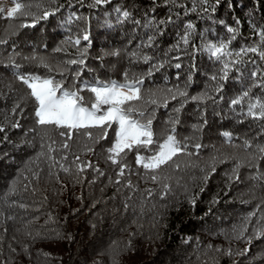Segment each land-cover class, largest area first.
<instances>
[{"label": "trees", "instance_id": "16d2710c", "mask_svg": "<svg viewBox=\"0 0 264 264\" xmlns=\"http://www.w3.org/2000/svg\"><path fill=\"white\" fill-rule=\"evenodd\" d=\"M35 2L40 5L34 9L36 15L54 7L60 10L35 27H18L30 24L31 18L9 21L0 17V39L8 40L0 45V125L5 128L0 133V264H264V236L258 238L256 232L264 231V155L257 148L264 145V124L245 115L249 102L264 99V87H260L264 60L249 52L218 61L204 49L209 41L229 40L227 25L238 28L229 51L249 46L264 51L258 34L264 29V0H220L215 12L210 6L216 0H208L207 13L199 6L195 12H185L165 5L164 0H112L94 8L88 7L93 0H83V4L78 0ZM176 3L192 7V0ZM169 17L170 22L160 23ZM189 23L194 28L189 43L184 44L180 38ZM10 25L15 35L6 31ZM85 32L89 41L74 44ZM84 49L87 52L80 57ZM113 51L119 55H105ZM10 56L21 65L19 69L5 67L11 64ZM32 56L44 58L53 68L83 58L82 66H66L68 84L75 71L81 73L76 83L91 84L123 81L125 72L129 78L139 77L163 64L145 79L143 89H172L173 93L179 89L187 96L172 100L171 94L164 93L168 104L163 106L161 101L155 109L153 131L162 142L173 127L168 121L178 119L171 134L187 145L186 151L154 173L137 165L135 152H129L122 159L128 167L117 183L119 167L107 160L105 151L111 146L113 129H109V140L94 146V154L85 153V145L93 147L92 141L81 132L68 141V149L62 148L64 138L59 130L36 125L32 103L21 102L24 111L12 112L25 94V86L14 73L50 74L37 67L39 59H24ZM144 56L150 58L147 63ZM237 60L243 62L233 63ZM225 63L229 64L228 75L221 79ZM254 71L256 77L251 75ZM51 75L61 78L55 72ZM245 91L250 95L233 105L231 101ZM201 94L200 100L192 99ZM177 108L179 112L174 111ZM17 121L20 127L13 128ZM224 132L231 135L224 137ZM245 139L251 142L247 149ZM197 143L200 149L193 147ZM50 144L52 152L48 151ZM141 155L149 156L151 151L142 150ZM76 156L81 165L90 162L93 168L78 173L73 164ZM61 164L69 171H63ZM213 164L216 171L205 183L202 178ZM237 164L240 167L233 173ZM13 181L15 192H10ZM164 184L170 189L162 199ZM193 197L194 205L189 203ZM249 213L255 215L246 219ZM245 248L249 251L239 255ZM229 249L232 255L227 254Z\"/></svg>", "mask_w": 264, "mask_h": 264}, {"label": "snow or ice", "instance_id": "6c2138e0", "mask_svg": "<svg viewBox=\"0 0 264 264\" xmlns=\"http://www.w3.org/2000/svg\"><path fill=\"white\" fill-rule=\"evenodd\" d=\"M56 0H52V3L55 4ZM79 3L83 4V0H78ZM112 0H93L88 7L94 8L102 4H110ZM155 3V0H154ZM220 3V0H216L215 4L210 6L211 11L215 12L216 6ZM165 5H174L176 7L184 8L185 12H195L199 6L200 11L207 13L209 11L208 0H192V7L185 8L182 4H177L176 0H164ZM39 4L35 0H25V2H18V0H12V6L5 9L0 5V17L9 21H27L28 18H31V23H20L19 28L25 27H35L36 23L39 20H46L50 16H53L60 10L59 7H54L51 10L45 9L41 15H36L34 9H38ZM62 7V5L60 6ZM117 11H120V8L117 7ZM75 15V14H73ZM125 17L129 16L127 11L123 12ZM80 19V17H76ZM71 19V17H70ZM171 17L168 18V21H160L161 24L170 22ZM139 23V21H137ZM151 23V22H150ZM221 24H224L223 21H220ZM240 21L237 20L236 24L239 25ZM227 33L231 34L227 42L223 39L218 42L209 41L204 45V49L212 56L215 57L218 61L222 60L225 56L235 55L240 57L241 54L254 53L257 54L261 60H264V51H261L257 46H249L246 48H241L239 52H231L228 50L229 45L232 40L236 39L238 34V28L231 26H225ZM194 28V25L189 23L185 26V33L180 38L184 44L189 43V36L191 30ZM10 35H15L16 32L10 29ZM255 31V29H254ZM259 36L264 45V29L259 31ZM203 36V33L200 34ZM81 39L84 41H89V36L85 32L82 37L75 39L74 44L79 45ZM151 37L149 40L151 41ZM7 39H0V45L7 44ZM180 41L177 42L179 44ZM64 49L56 48L54 51H63ZM87 49H84L80 52V57H84ZM105 55L117 56L119 52H109ZM132 55H136L133 53ZM102 58V57H101ZM25 60H37L39 59V64L37 67H43L48 70L50 73L47 76L36 75L32 72L20 73L15 72V78L22 85L25 86V94L21 96L20 100L17 101L13 108L12 112L16 113L18 110L22 113L24 108L21 107V102L27 104L32 103L34 108V117L35 123L41 128L53 127L59 130L60 137L64 138V142L61 145L62 148L68 149V141L72 140L74 135H79L81 132L83 135L90 141L93 142V147H88L85 145V153L95 152V145L99 144L101 141H107L110 139L109 129H113L114 137H111V146L105 149L107 153V160L111 161L113 165L119 167V172L117 173V183H119V177L124 174V169L128 167L126 164L122 163V159L127 156L129 152H135V162L137 165H142L146 170H151L153 173L160 170L162 167H166L168 164L172 163L174 158L180 154H183L187 145L182 144L175 137V125L179 122L178 119L170 120L168 123L173 125L169 134H166L162 138V142L158 141L156 135L153 131V121L155 119V109L161 106V101L163 106L168 104V96L164 93L171 94V99L176 100L177 96L186 97L187 93L180 91L179 89L173 93L172 89H149L145 91L143 89L144 81L147 77H150L153 74V71H158L160 67H163V64L154 65L146 73L141 74L139 77L133 76L129 78V74L125 72L123 81L108 80L101 81L96 80L91 84L76 83V78L81 75L80 71H75L71 73L72 83L68 84L66 82L67 75L69 72L68 67L72 65H84L85 60L83 58L71 59L63 62L62 64H57L55 68L50 66L45 62L44 58H38L36 56L25 57ZM144 61L147 63L150 58L148 56L143 57ZM11 61L10 65H5V67L11 66L14 69H19L21 65L16 64L12 60L11 56L9 57ZM242 60L234 61L233 63H242ZM255 63V61H251ZM176 68H180V64L175 65ZM229 68V64L225 63L223 71V76L221 79H226ZM57 73L61 77L56 79L51 73ZM257 72H252L253 77L257 76ZM212 80H216V76L211 77ZM191 80V77H189ZM221 86L216 88L217 92H220ZM260 87H264V82L261 83ZM87 92L89 95L85 97L82 93ZM250 95L249 91L243 92V94L237 98L233 99L231 103L233 105L241 104L243 100ZM204 94L201 96H193V100H200ZM179 108L175 109V112H179ZM246 117L251 118L255 121H260L261 124H264V99L256 98L254 102H249L247 105ZM13 128L20 127L19 121L12 124ZM93 130H95L96 135H93ZM30 131H35V129H30ZM262 133H264V128H262ZM0 133H5L4 126L0 125ZM224 137H229L231 134L229 132L222 133ZM43 139V137H42ZM5 140H7V135L5 134ZM55 141H52L54 144ZM251 146V142L247 139L244 141V147L247 149ZM43 147V145H42ZM196 149L202 147L201 144L193 145ZM258 152L261 155H264V145H258ZM151 151V155L143 156L141 151ZM48 151L52 152V145H48ZM41 152L38 155H43ZM190 154V153H189ZM255 157H251L254 159ZM49 159H53L49 157ZM62 159H67V156L62 157ZM215 161V157L212 158ZM80 157L76 156L73 160V164L77 166V172L81 173L85 168H93V165L89 162L87 164L81 165ZM63 171L68 172L69 168L64 167L63 164L60 165ZM178 168L179 165H176ZM240 165L237 164L233 168V173H236ZM94 171L99 172L100 175H104L99 168H94ZM201 171H204L203 169ZM216 171V168L213 164L211 171L207 173L202 179L206 183L212 173ZM239 179V177H236ZM255 178V177H254ZM153 182L157 180L155 174L151 175ZM231 179V177L229 178ZM131 187V182L128 184ZM164 192L161 194L163 199L170 189L168 184H164ZM204 189L201 188L202 192ZM10 192H15V181H13L12 186L9 189ZM151 190H149V195H151ZM196 200L193 197L189 200V203L195 204ZM215 202V201H214ZM23 207V205H21ZM255 213H249V216L246 219H250L254 216ZM246 228L241 231L240 238L243 236ZM257 237L264 236V231L256 230ZM71 239V236L68 237ZM249 244L251 243V238L248 240ZM211 247V245H209ZM220 251V249H217ZM249 251L248 248H245L239 255H244ZM228 255H232L231 249L227 252Z\"/></svg>", "mask_w": 264, "mask_h": 264}, {"label": "rangeland", "instance_id": "374dc122", "mask_svg": "<svg viewBox=\"0 0 264 264\" xmlns=\"http://www.w3.org/2000/svg\"><path fill=\"white\" fill-rule=\"evenodd\" d=\"M0 5H2L3 7H5V9H7L8 7L12 6V3L9 0H0Z\"/></svg>", "mask_w": 264, "mask_h": 264}]
</instances>
